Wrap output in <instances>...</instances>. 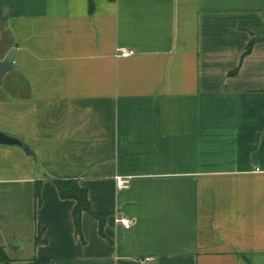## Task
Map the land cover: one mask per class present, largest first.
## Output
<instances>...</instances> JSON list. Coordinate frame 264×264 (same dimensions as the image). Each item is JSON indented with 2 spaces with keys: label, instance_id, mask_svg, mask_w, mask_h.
Instances as JSON below:
<instances>
[{
  "label": "crops",
  "instance_id": "1",
  "mask_svg": "<svg viewBox=\"0 0 264 264\" xmlns=\"http://www.w3.org/2000/svg\"><path fill=\"white\" fill-rule=\"evenodd\" d=\"M16 46L0 130L34 155L0 145L10 264H264V0H0V60ZM55 179L103 225L77 231Z\"/></svg>",
  "mask_w": 264,
  "mask_h": 264
},
{
  "label": "trees",
  "instance_id": "2",
  "mask_svg": "<svg viewBox=\"0 0 264 264\" xmlns=\"http://www.w3.org/2000/svg\"><path fill=\"white\" fill-rule=\"evenodd\" d=\"M91 6L93 5V0H90ZM61 198L63 199H74L76 201L73 216L77 231L81 228V217L84 212L90 213L95 218H97L101 226L104 223V213H98L93 210L91 201L89 198L87 188L81 186L76 179H55L54 180ZM36 196L40 197L41 192V181L36 184ZM37 240H40L37 238ZM11 258L7 254L5 248L0 244V264H10Z\"/></svg>",
  "mask_w": 264,
  "mask_h": 264
},
{
  "label": "water",
  "instance_id": "3",
  "mask_svg": "<svg viewBox=\"0 0 264 264\" xmlns=\"http://www.w3.org/2000/svg\"><path fill=\"white\" fill-rule=\"evenodd\" d=\"M16 53L17 46L14 47L4 59L0 60V87L3 85L5 76L8 73L17 70L14 65ZM0 145L19 147L23 149L27 154L34 155V151L22 138L16 135H9L2 130H0Z\"/></svg>",
  "mask_w": 264,
  "mask_h": 264
},
{
  "label": "built area",
  "instance_id": "4",
  "mask_svg": "<svg viewBox=\"0 0 264 264\" xmlns=\"http://www.w3.org/2000/svg\"><path fill=\"white\" fill-rule=\"evenodd\" d=\"M134 54V51L127 48H120L119 49V55L121 57H128L130 55ZM131 179L126 177H117V184L120 189H125L130 186ZM117 223H121L125 228H130L133 224V221L125 216L119 217L117 220ZM152 258H146L144 261H150Z\"/></svg>",
  "mask_w": 264,
  "mask_h": 264
}]
</instances>
